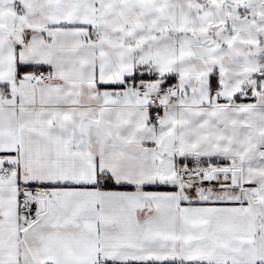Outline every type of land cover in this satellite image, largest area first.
Instances as JSON below:
<instances>
[{
	"label": "snow or ice",
	"instance_id": "6c2138e0",
	"mask_svg": "<svg viewBox=\"0 0 264 264\" xmlns=\"http://www.w3.org/2000/svg\"><path fill=\"white\" fill-rule=\"evenodd\" d=\"M0 264H264V0H0Z\"/></svg>",
	"mask_w": 264,
	"mask_h": 264
}]
</instances>
